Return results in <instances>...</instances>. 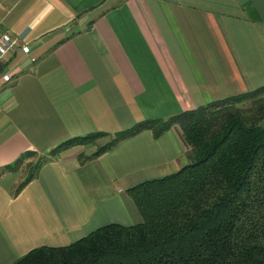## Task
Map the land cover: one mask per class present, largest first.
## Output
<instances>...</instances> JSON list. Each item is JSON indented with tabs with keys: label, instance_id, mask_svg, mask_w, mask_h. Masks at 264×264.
<instances>
[{
	"label": "crops",
	"instance_id": "0c3cea01",
	"mask_svg": "<svg viewBox=\"0 0 264 264\" xmlns=\"http://www.w3.org/2000/svg\"><path fill=\"white\" fill-rule=\"evenodd\" d=\"M0 31L30 48L11 53L0 84V169L50 157L18 193L22 168L0 175V264L141 223L129 189L192 161L180 128L95 151L141 122L264 87V0H0Z\"/></svg>",
	"mask_w": 264,
	"mask_h": 264
},
{
	"label": "trees",
	"instance_id": "16d2710c",
	"mask_svg": "<svg viewBox=\"0 0 264 264\" xmlns=\"http://www.w3.org/2000/svg\"><path fill=\"white\" fill-rule=\"evenodd\" d=\"M178 126L192 161L129 189L142 222L111 224L65 247H40L13 264H264V87L166 120L144 121L92 156L144 130ZM103 134L70 139L50 156ZM29 152L0 175L35 159L20 192L50 157Z\"/></svg>",
	"mask_w": 264,
	"mask_h": 264
},
{
	"label": "built area",
	"instance_id": "2783aa9c",
	"mask_svg": "<svg viewBox=\"0 0 264 264\" xmlns=\"http://www.w3.org/2000/svg\"><path fill=\"white\" fill-rule=\"evenodd\" d=\"M16 49L22 50L25 54L30 52V48L27 45L22 44L9 33L0 31V84L10 83L12 81L13 71L10 68L8 59Z\"/></svg>",
	"mask_w": 264,
	"mask_h": 264
},
{
	"label": "rangeland",
	"instance_id": "374dc122",
	"mask_svg": "<svg viewBox=\"0 0 264 264\" xmlns=\"http://www.w3.org/2000/svg\"><path fill=\"white\" fill-rule=\"evenodd\" d=\"M98 143H102V141H99ZM35 159H33V160H29L23 167H22V172H23V174H24V176H26V175H28L29 173H30V169H31V166H32V164H34L35 163ZM187 164H189V162L187 161L186 163H185V165H187ZM184 165V166H185ZM182 168V167H181ZM180 168V169H181ZM179 169V170H180ZM169 170H174L173 169V167L171 168V169H169ZM178 169H177V171H179ZM176 171V172H177ZM172 172H175V171H172Z\"/></svg>",
	"mask_w": 264,
	"mask_h": 264
}]
</instances>
